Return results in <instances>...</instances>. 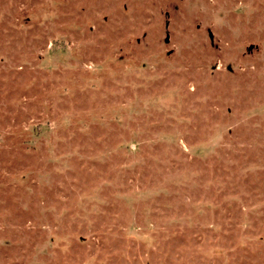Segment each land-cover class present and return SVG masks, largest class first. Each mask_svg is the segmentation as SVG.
<instances>
[{
    "label": "rangeland",
    "instance_id": "374dc122",
    "mask_svg": "<svg viewBox=\"0 0 264 264\" xmlns=\"http://www.w3.org/2000/svg\"><path fill=\"white\" fill-rule=\"evenodd\" d=\"M0 264H264V0H0Z\"/></svg>",
    "mask_w": 264,
    "mask_h": 264
},
{
    "label": "water",
    "instance_id": "95a60500",
    "mask_svg": "<svg viewBox=\"0 0 264 264\" xmlns=\"http://www.w3.org/2000/svg\"><path fill=\"white\" fill-rule=\"evenodd\" d=\"M165 25L167 26L168 25V20L165 21ZM208 36L210 38V41L213 42V34L211 33V31L208 29ZM169 40V34L168 32L166 31V35H165V38H164V41L165 42H168ZM252 48V46H249L247 48L248 51H250V49ZM227 69L231 70V67L228 65Z\"/></svg>",
    "mask_w": 264,
    "mask_h": 264
}]
</instances>
